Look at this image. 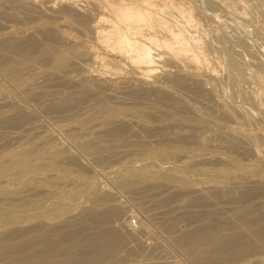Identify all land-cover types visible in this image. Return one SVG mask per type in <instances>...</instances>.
I'll return each instance as SVG.
<instances>
[{
  "label": "rangeland",
  "instance_id": "obj_1",
  "mask_svg": "<svg viewBox=\"0 0 264 264\" xmlns=\"http://www.w3.org/2000/svg\"><path fill=\"white\" fill-rule=\"evenodd\" d=\"M148 3H150V5ZM32 4H34V5L32 6ZM49 4L52 5V7H51L52 11H50L51 13L49 11H47V8H45V6H47V7L50 6ZM114 6L117 9H114ZM117 6H120V7H117ZM126 6L127 7L130 6V8H132L134 10L135 9H141L142 10V8L144 7L142 11H145V12L146 11L147 12H154L153 8H156L154 10L155 11L157 10L158 12L160 11V14H162L163 17L165 16L164 18L166 19L167 22H166L165 26L160 25V24L158 25V22L153 21L155 19L153 17H152L153 19L152 18L150 19V16H149L147 19V23L143 22L144 25H142L143 23H141V24L138 23L139 24L138 25L136 22L133 25L134 22H130V23H127L128 25H130V27H128V25H126V23H124V22L121 23L119 21V18L117 20L118 21V23H117L116 18L118 17V15H117L118 9H120V8L122 9L124 7L127 8ZM151 6H153V7H151ZM146 8L150 9L151 11H148ZM34 10H36V12ZM81 11H83V12H81ZM114 13H117V14L114 15ZM149 20H151V21H149ZM152 21H153V23H152ZM120 23H121V25H120ZM131 23H132V26H131ZM122 24H124L125 26ZM136 24H137V26L135 27ZM133 26H134V29L135 28H137V29L134 30L132 28ZM129 28H132V29H129ZM117 30L120 31L125 36H127V38L131 42L136 41L137 43H140V44H144V45L147 44L148 47L150 48L151 52L154 54V56L156 54L158 55V57L156 59H158L159 62L157 61L156 62L157 64L155 63L156 68L155 67L154 68L156 70L154 71V74H150V75L148 74L149 76H147V74L145 75V72H142L144 70L143 65L136 66L132 62L130 64L129 61L123 60V56H121L120 52L118 50L116 51V49H114L115 42L113 44V41H111L115 37V35H116L115 32ZM136 30H137V32H136ZM180 32H181V34H180ZM109 33H110V35H108ZM138 33H139V35H138ZM178 33H179V35H181V36H179L180 39L176 37L178 35ZM105 34H107L108 36H106ZM172 34H174V35L172 36ZM184 34H185V36H184ZM58 35H59V38L63 37V36H64V38L68 37L67 39L69 40V42H71V43L73 42L72 43L73 45L75 44L74 47H73V45H71L68 42H67L68 46H66L67 43L60 41V39L57 37ZM30 37H31V39H30ZM108 37H110V38L113 37V38L110 39ZM154 37L156 40L152 39ZM174 37H175V39H174ZM8 38H10V40ZM102 38H104V39H102ZM105 38H106V40L108 38L109 42H108V40L105 42ZM150 38L152 40L151 42H149ZM183 38L185 40H188V42L190 41L192 44H197L199 46L200 51L202 52V56L204 55V58L202 61L199 59L200 60L199 62H202V63L197 62L198 63L197 66H196V63L194 66L191 63L192 64V66H191V64L188 62L187 59H185V57L183 55H177L178 56L177 57V56H175V54H173V52L170 50V48H175L178 44L180 45L182 43V40H184ZM4 39H6V40H4ZM177 39H179V40H177ZM1 40H2V42L3 41L7 42L9 40L8 41L9 43L3 44L1 42ZM23 40H25V41H23ZM113 40H115V38ZM147 41L149 42V44ZM0 42L3 44V46H2V44L0 43V46L2 48V49L0 48V52H1L0 53L1 54L0 59L3 57L1 62H3L6 59L5 62H7V63L9 62L10 67L13 66V67L19 68L21 70L24 68L25 70L24 69L22 70V74L24 72L25 75L23 74L20 77L18 76L17 78L19 80L20 78L24 77V78H22V81L24 82V80H25L26 83L31 82L32 85L37 84V82L39 83L40 80L42 81V78L46 75V73L49 75L50 72H52V69H51L52 62L54 61V59L57 58V55H55V54H60V53H62V51L64 52L66 49H69L75 53L85 52L84 50L90 51L92 53L91 56H93L91 61L88 59H85L84 57H82V58L78 57L76 59L74 58L73 60H75L76 62L74 63V61H72L71 63H73V65L71 63H70L71 65H69V66H71V69H69L70 67L67 66L66 71H67L68 75L70 76L72 82L67 83L64 81L63 82L62 81H56L59 83L62 82V83H60L61 87H60L59 83L57 84L59 86L58 87L56 85L50 84V83L56 84L55 81H53V82L49 81V83H48V81L45 80L47 82L46 85H47V89H48V90L43 89L44 91H47V92H45V95H46L45 99L51 100L54 97H58L56 94L62 95L64 93V91H66L64 94L67 93L69 95V99L72 100V101L68 100L70 103L72 102V104H70V105L67 104V107L70 106V109H69V107L68 108L66 107L65 109H64V107H62L63 108V111H62V108H58V109L54 108L57 111L60 109L61 112L59 111V113L58 112L56 113L55 110L49 109L51 111V112H49V114H51V115L53 114L52 116L47 114L49 111L48 109L46 110V108L44 109V108L39 106L40 105L39 103H41V100L39 102V99L31 100L30 98H27L26 95L24 96L23 93L18 91L17 85H14L15 83H12L13 80H8L9 78L2 76L0 73V93L2 95H4L5 98H7V100H10L9 101L10 103L12 102V104H14V102H15L16 103V104H14L15 106L19 105L18 106L19 108H22V110L29 112V115L31 114L30 115L31 117L35 116L33 118V120L31 117H30V119H27L26 120L27 123L25 122V124L27 126L31 125L30 127H34V125L39 127L38 129H36L37 133H40L42 131L44 134L50 135V136L54 137L55 139L57 138L58 140L54 139L55 142L58 145H60L62 148H64L65 150L67 149V153L69 151L70 154L72 153V156L75 154L76 157L73 156V158H74V160H77V162H78V163L76 162V164H75V162L72 161L75 164L74 167H73V163L71 161L64 160L63 162H61V164L59 163V167H60V165L64 164L63 165L64 168H62V170L64 169L65 172H66V170H68L67 175H66V173L63 174L66 177L65 179L68 182V183H65L67 185L63 184V186L62 185H56L55 187H57V188L53 187L56 189L57 192H59V194L57 196H56V194H57L56 193L52 197L53 199L52 198L49 199L46 196H41V195L35 197V199L38 198V200L42 201V202L41 203L39 202L40 204L38 203L37 204L38 206L37 205L34 206V204L31 205V206H34L33 211L31 213L35 212V213H40L42 215H47V214L48 215H54V214H58L59 212H68L71 210L70 213L77 215L81 212V209L83 208V206L86 207V206H90L92 204H95L98 207V204H99L100 208H102L103 206H101L100 204H102L103 202L102 203H101V201L98 203H94V202H96L99 199V197H100L99 195H101V192H104V191L107 192V190H108L109 193L114 194L113 198H112V196L109 198V199H113V202L111 201L112 203L118 202L117 204H120V205L123 204L125 209L127 207L128 210L127 209L126 210L129 212V214L130 213L133 214V216H131L130 219L129 218L127 219L128 221L125 220L126 223H128V225H129L128 228L129 227L131 228V230H130V231H132L131 237L127 236L119 228V222L124 220V217L123 218L119 217L117 219L116 218L118 216L117 214H114L111 212H106L107 214L110 213L111 215L110 214L107 215L106 213H104L105 215L102 214L104 216V218H106L104 221L105 223L103 225V226L106 225L105 228L100 225L102 223H99V222H103V220H104L103 216L100 214H98L100 216H98L96 214L92 215V217L93 218L95 217V219L97 216H98L97 217L98 220L102 219L101 221H97V219H96V221L99 224H97L95 219H93L91 216L84 215V216H82V219H81L82 221H85L86 219H87L86 220L87 222L90 220H94L93 223H92V221H90L88 223L85 221L83 224L81 222V220L80 221L78 220V222L76 221L77 226L75 223H74L75 225L72 224V225L67 226V227H69V230H67V228L65 230L64 227H63L64 230H62L63 225L60 226V228H61L60 230H59V227L54 228L53 230L52 229H50V230L49 229L35 230V229L31 228L32 224L28 223L26 228H28L29 230L21 231L20 235L15 240H13L11 244L25 245L26 243L30 242L32 238H35L36 236H40V235L44 234V240H45V236L49 235V236H47L48 238L46 237L47 239L45 240V242L43 244L45 246L44 248H46L47 245L55 244V247H54L55 249L53 248L54 245L52 247L51 246L47 247L48 249L52 248L53 250L45 249L46 251L48 250L47 253L49 255L50 254H52V255H50V256L48 255L47 257H45L46 256L45 254H47L45 252L43 254V256L42 255L40 256L41 261L44 260L43 261L44 264L46 262H47V264H53V262H56L58 259H59L57 261L58 263H60L59 262L60 260L65 261V259H66V261H68L67 262L68 264H71L72 262H73L72 264H74V263L75 264H102V263L103 264H109L108 262H110L111 264H117V263L118 264H130V263L131 264H138V263L144 264V262H146L145 264H147V262L149 264H159L161 262L160 264H162V263H165L167 261V259H168L167 262H169L168 264H201V263H203V264H215L216 263L217 264L216 260H218V264H220L221 262H222V264H264V243L253 241V239H250L248 244L245 247H242L243 249L241 248V250L239 251V255L237 257L235 256V257H233V259L228 261L227 258L228 259H230V258L225 256L224 259L226 258L225 261L227 260L225 262L223 257L221 256L224 263L220 257H218V258H220L221 260L218 258L216 260L215 259L213 260L214 257L211 259V256H210V258H208V259H211V260H208L206 258L208 256L198 255L201 251L203 252L205 247H208V248H206L208 250L212 249L210 247L215 245L214 244L215 240L213 241L214 243L211 244L212 243L211 238L213 239L215 235H217V238H218V236H221L225 233H228V232L230 233L233 231L242 230L243 226L241 223L246 222L247 219H252V222H255V223H253V226L257 225L256 226L257 228L262 227V225H264V216H263L264 197L263 198H262V196H260V198L256 197V199L257 198L258 199L257 200L252 199L253 201H250L251 203L249 201L247 203V201H245L244 199H240L239 197H237L236 202L235 201L232 202V200H230V202H229V200L226 199L225 200L226 203H225L224 200L221 199L222 200L221 201L219 199L220 197L218 196V194H214L213 193L214 191H212V193H209V192L207 193L210 195L207 196V194H206V196L208 198V199H206L207 201H205V199H204L206 197H202L204 200L199 198V199L205 201V202H203V201H200L195 194L191 195V192L187 191L185 189L188 186L190 188H194L193 186L195 184H196L195 188L204 187V186L205 187H209V186L210 187H216V185H218L219 183H220L219 185L222 184L223 186L225 185V186L231 187L232 184L243 185V184H245V182H247L250 179H263L264 180V0H0ZM14 42H16V43L19 42V43H17V46L19 45L20 49L22 48L23 51L28 53V54H26V57L24 56L25 52L22 53L23 52L22 49H21V51H22L21 52L20 50H18L19 48L15 49L16 51L13 50L14 52L11 53V50H12L11 48L17 47V46H14V44L16 45V43H14ZM20 42H22V44L23 43L25 44V42H26V45L28 47L25 46L24 44L23 45L25 46V48L21 47L23 45H20L21 44ZM161 42H163V43H161ZM166 42L168 44H166ZM63 43L64 44L66 43L65 46ZM77 43H79V44H77ZM110 43H112L114 47ZM152 43H153V45H150ZM9 44L12 45V47H10ZM162 44L163 45L166 44V45H164L165 47ZM174 44H175V46H174ZM167 45H169V46H167ZM5 46H8V48H6ZM9 47H10V49H9ZM166 47H169V48H166ZM47 48H48V50H50V48H51V50L48 53L45 52L47 50ZM57 50H59V51H57ZM40 51H43V52H40ZM169 51H171L172 53ZM16 52H18V53L16 54ZM44 52L46 53V55H44ZM56 52H58V53H56ZM50 53H53V54L48 55ZM194 53H196V52H194ZM5 54H6V57H8V58H5ZM133 55L134 54H132V56ZM180 56H181V59H179ZM30 57L35 58V60H33V61L29 60L28 58H30ZM11 58H13V59H11ZM36 58H38V60ZM8 59H11V61ZM12 60L14 62L17 61L16 63H18L20 61L19 64L22 62L23 65H19L21 67L15 66V64ZM204 61H206V62L204 63ZM75 66L77 68H75ZM72 67L74 68V70ZM68 70L69 71L71 70L70 72H72V73H70ZM43 72L45 75L43 74ZM137 72H139V73H137ZM48 75L45 76L44 78L51 77ZM41 76H42V78H40ZM143 78H145V79H143ZM194 78H196V79H194ZM48 79L50 80V78H48ZM214 79H216L217 81ZM157 80H158V82H157ZM19 81H21V79ZM197 81L199 83H197ZM66 84H68V85L70 84L72 88H70V86H68ZM64 85H66L67 87L66 86L64 87ZM135 86H136V90H135ZM153 87L154 88L155 87L161 88V89H159L160 92H152V91L148 90V89L153 88ZM43 88H46V86L44 85ZM68 88H69V90H68ZM146 88H148V89H146ZM86 89H87V92L85 91ZM127 89H129L128 92H127ZM130 89H132V90H130ZM143 89L145 91H148V93H146ZM137 90H139V91L143 90V91H140L141 92L140 93ZM75 91H77V92H75ZM131 91H134L135 93L134 92L130 93ZM163 91L167 94L162 95L161 93H163ZM53 93L54 94L56 93V94L54 95ZM74 93H75V95H74ZM76 93L77 94L79 93V94L77 95ZM126 93H128V94H126ZM157 93H160L162 95V97H160V95L158 96ZM125 94H126V96H124ZM138 94H139V96H138ZM141 94L145 95V96H142ZM73 95H74L75 99L79 100L78 103H77V100L71 99V98H74V97H72ZM83 95H85V96H83ZM49 96H51V98H48ZM78 96H79V99H78ZM107 96H109V97H107ZM121 96H123V97H121ZM164 96H165V98L167 97L166 100H165ZM120 97L122 98V100ZM158 98H160V99H158ZM161 98H163V99H161ZM170 98H171V101L173 103L170 101ZM27 99H28V101H27ZM29 99L31 101H29ZM123 99H125V101ZM73 100H74V102L76 101L75 102V104L77 103L76 105L75 104L73 105V103H74ZM83 100H85V101L83 102ZM157 100H158V102H157ZM122 101L124 104L122 103ZM164 101H166V102H164ZM177 104H179L180 106ZM182 104H183V106H182ZM38 106L40 107V109H38L39 108ZM72 106H74V107H72ZM112 106H113V108H112ZM122 106L123 107L126 106L125 107L126 109H130V107H131V109H134L136 107H138V108L144 107V109L145 108L147 109L149 107V109H152V108L155 109L154 107H156V110L158 108L162 109V110L158 109V110L162 111V112L159 111L158 115L161 116L163 113L164 114L161 117L160 116L154 117V118H158V119H154L153 117H149V118H146L144 120V121H146V124L151 125V127L154 128L153 132H152L153 129H151V131L150 130L147 131V129H142V130L140 129L139 130V128H136L135 126H129V127L127 126V128H125L126 127L125 126L121 129L122 132L119 131V132L123 133L124 129H125L126 131H125V133H123V135L119 134V136H118V133H119L118 132V133H112V134H115V136L113 135L114 137L111 136L113 138H111L109 136L112 134L107 135L109 137H106V136H103V138H102V136L99 137V141H101V138H102V142H105L104 145L110 144L109 146L106 145V147L113 149V151L115 150L116 153H115V151H114V153L118 155V157H119L118 159H117V156L114 155L113 151L111 152V149L107 150L108 148H106V151L104 150L102 152L98 150L101 153L96 152L95 153L96 157L93 156L94 153L93 154L91 152H90L91 154L88 152L85 153V152L81 151L78 147L76 148L77 145H75V142L74 141L72 142V140H69L71 138L66 137L64 135V133L61 132L62 131L61 126H63V124H66L64 126H67L70 124L73 125L72 123L76 122L75 119H77L78 116L81 117V119H82V117L86 116L87 113L88 114L91 113L92 109H93V112H95V109L97 110L98 107L100 108L99 111H101V112L103 110L102 108H104V107H105V109L103 111L116 110L114 112H118L120 107L122 108V110H126ZM116 108H119V109H116ZM138 108H136V109H138ZM11 109H12L11 105H10V108L2 107V109L0 108V113H3V112L6 113L7 112L9 114L12 111ZM34 109L37 112L41 111V109H42V111L37 113ZM67 109H68V111H64ZM84 109L85 110L87 109V111H85ZM90 109H91V111H90ZM71 110H72V112H71ZM34 111H35V113H34ZM43 111L46 112V114H44ZM53 111H55V112H53ZM119 111H121V109ZM82 112L84 115H82ZM223 112L227 113L228 116L232 117V118L230 119L227 116V114L224 113L226 115V117H228L226 119V117H224L225 115L223 114ZM40 113H42V114H40ZM80 113L82 116L80 115ZM32 114H34V115H32ZM57 114H58V117H57ZM47 116H48V118H47ZM55 117H56V119H55ZM73 117L74 118L76 117V118L74 119ZM167 117H169V118H167ZM61 119H63V120H61ZM65 119H66V121H65ZM147 119H148V122H147ZM73 120H75V121L73 122ZM168 120H170V121H168ZM56 121H57V123H56ZM68 121H72V123L69 122L70 124H68ZM77 121H79V120H77ZM155 121H156V123H155ZM165 121L168 122L169 124L166 123ZM220 121H222V122H220ZM216 122H217V124H216ZM1 126H0V135L2 133V136H0L1 137L0 139L3 138V140H0V141H2V142H0L1 143L0 144V150H1L0 156L11 151L10 149H14V148H12L13 146L16 147L17 141L13 143V141H14L13 136H15L14 134L23 135L22 134L23 131L19 128L13 127L14 128L13 129L9 125H2V124H1ZM5 126H7V127H5ZM43 126H44V128H42ZM59 126L61 127V129H59L60 128ZM160 126L163 127V129ZM8 127H9V130H8ZM56 127H58V128H56ZM157 127H158V129H157ZM233 127L236 128V130L239 133L244 132L243 134L249 133V134H252L253 136H256L255 137V139H256L255 143H253L251 145H253L254 147L257 146V148L258 147L260 148L261 151H260L259 155L252 153V155L254 154V157H252L253 158L252 159L251 158L252 155H250V154L249 155L248 154L246 155L245 153L242 154L241 151L240 152H237V151L233 152L231 149L227 148V145H226L227 143H225L226 140L223 137H221L220 134L224 130L233 129ZM2 128L3 129L5 128V129L3 130ZM155 128L157 129V131L155 130ZM44 129H46V130H44ZM136 129H138V130H136ZM209 130H211V131H209ZM127 131H128V133H127ZM155 131H156V133H155ZM5 132L8 134L3 136V134H5ZM50 133H52V134H50ZM10 134H13V135H10ZM24 135H25V133H24ZM41 135H39V137H41ZM219 135H220V137H219ZM8 137H10L11 139ZM4 138H5V140H4ZM7 138L9 139L10 142H7V144H6L5 141L6 140L8 141ZM36 138H38V134L36 135ZM80 139H81V142H82V139L85 140V138H82V137ZM105 139H108V140L104 141ZM11 140H12V142H11ZM3 141L5 142V144ZM21 141H19V142H21ZM108 141H110V142H108ZM124 141L126 143H123ZM222 141H224V143ZM256 141L258 142V145H257ZM113 143H114V145H113ZM127 143H128V145H127ZM217 143H218V145H217ZM122 144L124 145L123 148H121L123 146ZM253 146H252V148H253ZM112 147H114V148H112ZM118 147H120L123 150V152ZM75 148L79 149V150L77 151ZM79 151L82 153H78ZM119 151H121L123 153V155ZM124 151H127V153L129 155L126 154ZM83 153L87 154L88 156L83 154ZM112 153H113L114 157L116 156V158L113 157ZM237 153H239V154H237ZM89 154H90V157H89ZM97 154L102 155V156H99V158H98L99 160L101 158L102 162L97 160V159L96 160L98 162L96 160L93 161L95 158H97ZM218 154H221V155H219L220 157L218 156ZM240 154H241V157H240ZM119 155H122V157ZM223 155H226V156H223ZM230 155L234 159L231 158ZM108 156L109 157L112 156V157L109 159ZM201 156H204V157H201ZM208 156H211V157H209L210 158L209 162H207ZM255 156H256V158H255ZM103 157L105 159L108 158V160H102V159H104ZM225 157L231 159V161L233 162V165H232V163H230L231 165L229 164L231 167H233L232 170L235 167L234 163L236 165L239 162H242L240 164H245L247 162L248 164H252V166L255 165L253 167V173H252L251 177H250V175L249 176L242 175L241 170L235 171V169H234L232 171L230 169L231 167L227 163H224V162L219 161L217 159V158L224 159ZM214 158H215V160H214ZM198 159L200 160V162ZM159 160L161 162H159ZM188 160H191V161H188ZM213 160L218 165H216V164L212 165L214 162ZM216 160H218L219 163ZM240 160H243L244 162L240 161ZM204 161H206V162L204 163ZM64 162L67 163V166H65L66 163H64ZM100 162H101V164H100ZM220 162H222L223 165ZM70 163L72 164L71 165L72 167L70 166ZM96 163H98V164H96ZM77 165L78 166L80 165L82 167H80V166L78 167ZM83 165H85V166H83ZM97 166L98 167L100 166V167L98 168ZM83 167H85V168H83ZM228 167L231 171L228 170ZM130 169L136 170V172L142 173L145 176H147L148 179L151 181L150 183L153 185H156L155 182L158 181L157 185L153 186V185L147 183L149 185V187H148V185L145 183V181H146L145 180V181H142V182H144V184L142 182H140V185L137 184V185L131 186V188L126 187V188L120 189L119 187H117L114 184L115 183L114 181H115L117 176L121 177L123 175H126V172L129 171ZM60 170H61V168H60ZM119 170H121V171H119ZM219 170H222V171H219ZM38 172L39 171H34L32 173V176L37 174ZM41 172H43V174H49V175L51 174L52 175L55 171L52 172V171L45 169V170H42ZM115 173H116V175H115ZM224 173H226V174H224ZM230 173H233L234 175L233 174L231 175ZM58 174L60 176V174H62V173L58 172ZM160 175H163V176L164 175H174L175 177H179L180 179H182V181H187L188 185L186 187H183L184 189L182 188L183 189L182 191L177 187L178 184H176V183L175 184L172 183V184H174V186H176L177 189H175L176 187L173 188L174 186L171 183L169 184V183L164 182L163 183L164 185H162L161 180H159L157 178ZM16 176H17V178H19V179H17L18 181L23 182L25 179L24 173L23 174L22 173L16 174ZM114 176H115V178H114ZM20 177H21V180H20ZM51 178H52V176H51ZM47 179H49V178H47ZM148 179L146 182H149ZM151 179H153L154 182ZM155 180H157V181H155ZM216 180H217V182H216ZM174 182H176V181H174ZM208 182L211 185L208 186V184H209ZM213 182L216 183V185ZM82 183L84 185L78 186ZM165 183L169 186V188L167 185H166L167 187L165 186ZM191 183L192 184L195 183V184H193V186H192ZM76 184H78V185H76ZM141 184H143L144 187L146 186L145 188H150L152 186L150 189L152 191H155L154 189H156V190L158 189V191H156V193L158 192L157 195H156V193L154 194V192L152 193V191H150L149 189H145L143 187V185H142V187H143L142 189H144V190L138 191V192H140V194L138 192H136L138 188L140 190ZM212 184H213V186H212ZM38 185L39 184H37V183L35 184V186H38ZM47 185H48V182H46V184L45 183L43 184V186H47ZM69 185H72V186H69ZM161 186H163V187L159 188ZM164 186H165V188H164ZM73 187L76 188V192L79 193V194L76 193L78 196L76 194L72 195L67 191V189L68 190L74 189ZM77 187H80L82 189L77 188ZM135 187L136 188L138 187V188L136 189ZM190 188L188 190H190ZM78 189H80V190H78ZM130 189L131 190L133 189L132 193H134L135 195H132L131 191H128ZM134 189H136V191H135L136 193L134 192ZM159 189H161V194H159L160 193ZM178 189L180 192L177 191ZM63 190H66V191L63 192ZM83 190H85V191L83 192ZM148 190L150 191V193L153 194L154 199L157 202H159V206L156 205L158 203L154 199L150 200L153 196H152V194L150 195V193L146 192ZM237 190L238 189H236V190L233 189L234 192L232 191L233 193L232 192L231 193L233 195L236 194L237 196H239L238 195L239 193H236V192H239ZM108 192H107V194H108ZM186 192H187V194L189 193L191 195V198L189 197L190 196L189 194H188L189 196H187ZM66 193H68V194H66ZM162 193H163V196H162ZM173 193H174V195L172 196ZM136 194H138L137 197L140 195L139 198H137L138 201H136V199H134L136 197ZM141 194H145V196H143L145 199H147L146 197H148L150 195V199L148 198L147 202L145 199L142 200L141 198H143V197ZM92 195L93 196L97 195L96 199L97 198L98 199L97 200L94 199V197ZM193 195H195V197ZM236 195H235V197H236ZM59 196H60V198H59ZM108 196H110V194ZM200 196H202V195H200ZM212 196L213 197L217 196L219 198H217V197L212 198ZM41 197H44V199L43 198L41 199ZM54 197L56 198V200ZM114 197L116 198L115 201H114V199H115ZM156 197H158V198H156ZM163 197H165V198H163ZM166 197H168V198H166ZM192 197L194 199L197 198L201 203L199 202L196 204V202H198V201L193 200ZM190 199H192L193 202H195L194 203L195 205L193 204V202H191L192 200L190 201ZM238 199H240V200L238 201ZM57 200H59V201H57ZM91 200H92V202L93 201L94 202L93 203L90 202ZM149 200L152 202L154 201L152 203V205L154 204V206L161 207L162 209L153 206L154 211H152L151 214H153V215H151L150 209H152L153 207H151L152 205L151 206L149 205L151 203ZM160 200L161 201L163 200L162 202H165V201H167V202L162 203V202H160ZM148 201L150 203H148ZM54 202H56V203H54ZM155 202H156V204H155ZM139 205H141V206H139ZM143 205H145V207ZM149 206H150V208H149ZM187 206H189V207H187ZM262 206H263V208H262ZM183 207H184V209H183ZM186 207H187V209H185ZM156 208L160 209L162 212H164V210H166V213L165 212L162 213L160 210H159V212L156 211V213L158 212V217H157V215L155 216V214H154ZM67 209H68V211H67ZM145 209H147V210L149 209L148 210L149 213L147 212V210L145 211ZM254 210H257L261 214L257 213V211H254ZM247 211L249 212L248 214H247ZM146 212L148 215L146 214ZM160 212L163 215L169 214L167 216L168 219L170 218L168 221L173 220L171 224L172 225L174 224V226L169 224V222L167 221V217H166V219L163 220V218H165V216H162L163 217L162 218L161 214H159ZM171 212H172V214H171ZM178 212H179V214H178ZM192 212H195V213H192ZM244 212H246V213H244ZM180 213H182V214H180ZM183 213L185 215H183ZM238 214H239V216H238ZM245 214H247L248 218L247 217L244 218L246 216ZM20 215H22V216H20ZM114 215H116V216H114ZM178 215H180V216L177 217ZM182 215L185 217V219H184V217H182ZM257 215H258V217H257ZM260 215H262V218L259 217ZM15 216H17V217L15 218ZM111 216H113L114 218L112 217V219H111ZM84 217H87V218H84ZM107 217L108 218L110 217V218L108 219ZM133 217H135V218H133ZM173 217H175L177 220ZM9 218L0 219V221L3 220L2 222H0V226L8 227L16 221L28 222V220H30V216H28L26 213H21V214L18 213V214L13 215L12 218H11V216ZM21 218H23V219H21ZM59 218L61 220V217H59ZM59 218L57 217L55 219V222L59 221V223L63 224L66 218L62 219L61 221L59 220ZM90 218H92V219H90ZM153 218L155 220H156V218H158V219L155 221ZM88 219H90V220H88ZM174 219H175V221H174ZM107 220H109L108 221L109 223L106 222ZM240 220H243V221L241 222ZM255 220H257V221H255ZM6 221L10 222V223H8L9 225L6 223ZM132 221H134V224H131ZM3 222L6 223V225H4ZM51 222H52V224H55L54 220ZM94 222H96V223H94ZM159 222H161L163 225H165L166 228L168 226L169 229L167 228V230H166V228H164L163 225H161V223H159ZM164 222L165 223L167 222L168 225H166L167 223L164 224ZM249 222H251V221L249 220ZM78 224L80 226H78ZM81 226L83 229L81 228ZM99 226H101V227H99ZM70 227H71V229H70ZM79 228L82 230L80 231ZM108 228H112L113 230L109 229V230H107V232L111 231V232H115V233L117 231V228H119L120 230L118 229L119 231H117L118 233H116V235L117 234L119 235L121 233L119 236H121V235L124 236V238L121 236L122 238H120V239L123 240V241H121L119 239V236L117 235L118 239L121 241V242L119 241L120 243L119 244L117 243L118 245H116L118 248L120 247L119 250H118V248L117 249L115 248L116 250L115 249L110 250L108 245L105 244L106 245L105 246L104 244L102 245V243L100 244V246L98 244V247H94V243L96 244L97 241L94 242L91 239H93L94 237L96 238V234L99 231H100L99 232L100 234L99 233L98 234L101 235L105 232L104 230H106ZM139 228H140V230H143L145 232V234L144 233H142L143 235L140 234L141 231H140V233H138ZM172 228L177 229V230H174V229L172 230ZM193 228H195V229H193ZM75 229L77 232L75 231ZM102 229H103V231H102ZM189 230L192 232L195 231V234H198V232H199V234H201V233L202 234H204V233L209 234V236H211L210 240H209L211 246L208 243L207 246H204V248L203 247L200 248V250L202 249L200 251V250H198L200 246L197 247L198 245H194V243H192V242H189V244L187 243V245H184L183 248H182V246H180L176 242H174V240H175L174 238H176L175 236H179V235L182 236L185 231L190 232ZM179 231H181V232H179ZM69 232L70 233L74 232L75 236H73L74 234L71 235ZM115 233H114V235H115ZM45 234H47V235H45ZM124 234L126 235V237ZM184 234H186V233H184ZM128 238H129V240H128ZM79 239L81 242L79 241ZM134 239H135V241H132ZM215 239H216V237H215ZM85 243H86V245H89V246H91V243H92V246L94 248H96V250L100 251L98 253H100L99 258H101V259L103 257L109 256L108 255L109 250L112 251V253H113L112 254L110 252L109 254H112V255L119 254V255H116L117 257L110 255L109 257H107L109 259L104 258L105 263H104L103 259H102L103 262H101V259H99L98 263L97 262H95V263H84L82 260L85 258L83 256L85 253L84 252L85 249L82 247H84L83 245H85ZM126 243H127V245L125 247L124 244H126ZM145 243H146V246H145ZM57 244H58V246L59 245L60 246L58 247ZM139 244H144V245L141 246ZM157 244L160 245V246H158V249H157ZM63 246H64V249H63ZM69 246L72 248H67ZM95 246H97V245H95ZM101 246L103 248H101ZM151 246H153V247H151ZM121 247L124 249H122ZM139 247H140V249H139ZM195 247H197V248H195ZM66 248H67V250L64 251V253L66 252L67 255H66V253L63 255L62 254L63 250H65ZM97 248H99V249H97ZM150 248L151 249L155 248V250L157 249L158 250L157 253L158 252L159 253L158 254L154 253L155 250L151 251ZM81 249L84 251L82 252ZM87 249L88 248H86V250ZM105 249H106V252H105ZM107 249H109V250H107ZM191 249L192 250L194 249L193 250L194 253L192 252ZM195 249L197 250V252H195ZM38 250H39V247H37L35 245H32L31 247H25L19 253L20 258H23L32 252H37ZM117 250L119 252H115L116 253L115 254L113 251H117ZM49 251L51 253H49ZM67 251H69L71 254L68 253ZM80 252L83 254H80ZM124 252H125V254H124ZM127 252H128V254H127ZM189 252L190 253L192 252L193 255L191 254L192 255L191 256ZM202 252H201V254H202ZM104 253H106L107 256H104ZM148 253H151L150 258L148 256ZM195 253H198V254H195ZM73 254H74V256H71ZM86 254L87 253H85V256H87ZM159 254H160V256H159ZM81 255L83 257H80ZM125 255H126V257H124ZM196 255H198V256H196ZM70 256H71L70 259H73L75 257L73 260H77V259L78 260L80 259V260L79 261L77 260L75 262V261L69 259ZM195 256L198 257V259L200 257V260L194 259ZM201 256H203V260H204V258L207 259V260L206 259L204 260V262L206 261L205 263L202 262ZM153 257L154 258L157 257L156 261L154 260ZM81 258H82V260H81ZM119 258L121 260L120 263H119V261H120ZM125 259H126V261H125ZM130 260H132V262ZM213 261L214 262L216 261V262L213 263ZM50 262H52V263H50Z\"/></svg>",
  "mask_w": 264,
  "mask_h": 264
},
{
  "label": "bare ground",
  "instance_id": "obj_2",
  "mask_svg": "<svg viewBox=\"0 0 264 264\" xmlns=\"http://www.w3.org/2000/svg\"><path fill=\"white\" fill-rule=\"evenodd\" d=\"M30 3V2H29ZM107 3V2H106ZM24 4V3H23ZM43 4V3H42ZM48 4V3H47ZM139 4V3H138ZM149 5H150V3H148ZM30 5V4H29ZM34 4H32V6H33ZM50 5V4H49ZM43 6V5H42ZM54 6V5H53ZM80 6V5H79ZM136 6V5H135ZM140 6V5H139ZM29 7V6H28ZM27 7V8H28ZM35 7V6H34ZM37 7V6H36ZM52 5H50V6H45V8H47V11H52ZM71 7V6H70ZM69 7V8H70ZM74 7V6H73ZM110 7V6H109ZM113 7V6H112ZM117 7H120V6H117ZM127 7V6H126ZM141 7V6H140ZM151 7H153V6H151ZM33 8V7H32ZM144 8V7H143ZM143 8H142V10H143ZM44 9V8H43ZM114 9H117V8H115V6H114ZM147 9V8H146ZM152 9V8H151ZM154 9H156V8H153V11L154 12H145V11H142L141 9H132V8H130V6L129 7H127V8H120V9H118V14L117 13H114V15H118V17L116 18V21L118 20V18H119V21L121 22V23H126V25H128L127 23H130V22H134L133 23V25L135 24V22L138 24H141V23H143V22H145V23H147V19H148V17L150 16V19L153 17L155 20H153V21H157L158 22V25L160 24V25H164L165 26V24H166V19L162 16V14H160V11L158 12L157 10V12L154 10ZM180 9V8H179ZM71 10V9H70ZM76 10V9H75ZM145 10V9H144ZM148 11H151L150 9H147ZM35 12H36V10H34ZM39 11V10H38ZM48 12V13H49ZM55 12V11H54ZM53 12V13H54ZM71 12V11H70ZM81 12H83V11H81ZM116 12V11H115ZM45 13V12H44ZM51 13V12H50ZM90 14V13H89ZM47 15V14H46ZM83 17V16H82ZM87 18V17H86ZM152 18V19H153ZM101 19V18H100ZM99 19V20H100ZM98 20V19H97ZM102 20V19H101ZM149 21H151V20H149ZM153 21H152V23H153ZM114 23V22H113ZM117 23H118V21H117ZM121 23H120V25H121ZM156 23V22H155ZM112 24V23H111ZM137 24L135 25V27L137 26ZM138 24V25H139ZM122 25H124V24H122ZM142 25H144V23L142 24ZM125 26V25H124ZM131 26H132V23H131ZM94 27V26H93ZM115 27V26H114ZM128 27H130V25H128ZM162 27V26H161ZM118 28V27H117ZM133 29H134V26L132 27ZM132 28H129V29H132ZM135 29H137V28H135ZM134 29V30H135ZM182 30V29H181ZM139 31V30H138ZM183 31V30H182ZM83 32V31H82ZM108 32V31H107ZM110 32V31H109ZM136 32H137V30H136ZM90 33V32H89ZM95 33V32H94ZM106 33V32H105ZM116 33V35H115V40H113L114 38L113 37H111V38H113L111 41H113V44H114V42H115V47L113 46V44L112 43H110V44H112V46L114 47V49H116V51L118 50L119 52H120V54H121V56H123V60L124 61H129L130 62V64H131V62L132 63H134L136 66H138V65H143L144 66V70L142 71V72H145V75L147 74V76H149L150 74H154V71L156 70L155 68V63L158 61V59H156L157 57H158V55L156 56H154V54L151 52V50H150V48L148 47V45L147 44H140V43H137L136 41L134 42H131L128 38H127V36H125L124 34H122L120 31H116L115 32ZM114 33V34H115ZM140 33V32H139ZM139 33H138V35H139ZM102 34V33H101ZM135 34V33H134ZM143 34V33H142ZM180 34H181V32H180ZM183 34V33H182ZM106 36H108V35H110V33L107 35V34H105ZM104 35V36H105ZM174 34H172V36H173ZM63 36V35H62ZM113 36V35H112ZM171 36V37H172ZM179 36H181V35H179V33H178V35L176 36L177 38H179ZM183 36V35H182ZM184 36H185V34H184ZM58 38H59V35L57 36ZM56 37V38H57ZM68 38V37H67ZM67 38H64V36L63 37H60L59 39H60V41H62V42H68V43H70L71 45H73L71 42H69V40L67 39ZM90 38V37H89ZM108 38H110V37H108ZM107 38V40H108V42H109V39ZM110 38V39H111ZM182 38V37H181ZM185 38V37H184ZM183 38V39H184ZM7 39V38H6ZM6 39H4V40H6ZM9 40H10V38H8ZM30 39H31V37H30ZM101 39V38H100ZM102 39H104V38H102ZM133 39V38H132ZM148 39V38H147ZM153 40L155 39V37L154 38H152ZM174 39H175V37H174ZM180 39V38H179ZM179 39H177V40H179ZM3 40V39H2ZM2 40H1V42H2ZM8 40V41H9ZM27 40V39H26ZM106 40V38H105V42L107 41ZM156 40V39H155ZM5 42V41H3L2 43L3 44H7V43H9V42ZM19 41V40H18ZM23 41H25V40H23ZM31 41V40H30ZM104 41V40H103ZM146 41V40H145ZM152 40H151V38L149 39V42H151ZM175 41V40H174ZM0 42V43H1ZM5 42V43H4ZM11 42V41H10ZM102 42V41H101ZM141 42V41H140ZM148 42V41H147ZM149 42H148V44H149ZM158 42V41H157ZM165 42V41H164ZM190 42V41H189ZM188 42V40H182V43L179 45H177L175 48H170V50L173 52V54H175V56H177V55H183L184 57H185V59H187L188 60V62L191 64H193V66L195 65V63H196V66H197V62H199L200 60L202 61L203 60V58H204V55L202 56V52L200 51V48H199V46L197 45V44H192L191 42V44ZM1 43V44H2ZM14 43H16V42H14ZM17 43H19V42H17ZM17 43H16V45L14 44V46H17ZM21 44L20 45H23L22 44V42H20ZM32 43V42H31ZM65 43V44H66ZM68 43H67V45L66 46H68ZM161 43H163V42H161ZM177 43V42H176ZM175 43V44H176ZM198 43V42H197ZM3 44H2V46H3ZM29 44V43H28ZM64 44V43H63ZM65 44H64V46H65ZM77 44H79V43H77ZM81 44V43H80ZM166 44H168L167 42H166ZM166 44H164V45H166ZM175 44H174V46H175ZM10 45V44H9ZM8 45V46H9ZM25 46H27L26 45V42H25V44H24ZM21 46V47H24L25 48V46ZM31 45V44H30ZM75 45V44H74ZM74 45H73V47H74ZM147 45V46H146ZM150 45H153V43L152 44H150ZM163 45V44H162ZM163 45V46H164ZM8 46H5L6 48H8ZM70 46V45H69ZM157 46V45H156ZM167 46H169V45H167ZM173 46V47H174ZM4 47V48H5ZM10 47H12V45H10ZM10 47H9V49H10ZM20 46L18 45L17 47H15V48H11L12 50H11V53L12 52H14V51H16L15 49H18ZM28 47V46H27ZM71 47V46H70ZM69 47V48H70ZM165 47V46H164ZM0 48H1V46H0ZM67 48V47H66ZM72 48V47H71ZM157 48V47H156ZM166 48H169V47H166ZM2 49V48H1ZM8 49V50H9ZM22 49V48H21ZM21 49L19 48L18 50H20L21 51ZM33 49V48H32ZM65 49V48H64ZM14 50V51H13ZM17 50V51H18ZM30 50V49H29ZM50 50H51V48H50ZM50 50H48V48H47V50L45 51L46 53H48ZM169 50V49H168ZM5 51V50H4ZM7 51V50H6ZM10 51V50H9ZM22 51H23V49H22ZM21 51V52H22ZM44 51V50H43ZM43 51H40V52H43ZM57 51H59V50H57ZM85 52H82V53H75V52H73L72 50H69V49H66L64 52L62 51V53H60V54H55V55H57V58L56 59H54V61L52 62V65H51V69H52V72H50V74L48 75L46 72V75L44 74V72H43V74L45 75V76H51V77H48V78H50V80L48 79V78H42V76L40 77V78H42V81L40 80V82L38 83L37 82V84H35V85H32L31 84V82H28V83H26V81L24 80V82L22 81V78H24V77H22V78H20L21 79V81H19L18 80V76L20 77L21 75H25V73L23 72V74H22V70L24 69L23 67V69L21 70V69H19V68H15V67H13V66H11L10 67V64H9V62L7 63V62H5L6 61V59L5 58H8V57H6V54H5V60L3 61V62H1V60H2V58L0 59V73H1V75L2 76H5L6 78H9L8 80H13L12 81V83H15L14 85H17V87H18V91H20L21 93H23L24 94V96L26 95V97L27 98H30L31 100H33V99H39V102H40V100H41V103H39L40 105V107H42V108H46V110L48 109H50V110H55L56 111V113L58 112L59 113V111L61 112V110L59 109L58 111L56 110V109H58V108H62V107H64V109L67 107V104H72V102L70 103L69 101H72V100H70L69 99V95L66 93V94H64L66 91H64V93L61 95L59 92V94L60 95H58V94H56L58 97H54L53 99H45V97H46V95H45V92H47V91H44L45 89L46 90H48L47 89V82L46 81H48V83H49V81H51V82H53V81H55V83L56 84H54V83H50V84H53V85H56V86H58L57 84L59 83V82H56V81H64V82H72L71 81V78H70V76L68 75V73H67V71H66V68H67V66H69V65H73V63H71L72 61H74V63L76 62L75 60H73L74 58L76 59V58H78V57H84L85 59H88V60H90L91 61V59L93 58V56H91V52L90 51H86V50H84ZM171 51H169V52H171ZM25 51H23L22 53H24ZM33 52V51H32ZM44 52V55H46V53ZM171 52V53H172ZM194 52H196V53H194ZM1 53V52H0ZM18 52H16V54H17ZM56 53H58V52H56ZM26 54H28L27 52H25V57H26ZM53 53H50V54H48V55H52ZM132 54H134L133 56H132ZM1 55V54H0ZM22 55V56H23ZM40 55V54H39ZM47 55V56H48ZM9 56V55H8ZM30 56V55H29ZM42 56V55H41ZM35 57V56H34ZM44 57V56H43ZM178 57V56H177ZM206 57V56H205ZM47 58V57H46ZM83 58V59H84ZM121 58V57H120ZM171 58V57H170ZM183 58V57H182ZM11 59H13V58H11ZM11 59H8V60H10L11 61ZM29 60H35V58H28ZM37 60H38V58H36ZM179 59H181V56H180V58ZM200 59V60H199ZM15 60V59H14ZM40 60V59H39ZM42 60V59H41ZM169 60V59H168ZM205 60V59H204ZM13 61V60H12ZM93 61V60H92ZM14 62V61H13ZM17 62V61H16ZM16 62H14V64H15V66H19V65H23L22 64V62L19 64V62L18 63H16ZM40 62V61H39ZM42 62V61H41ZM50 62V61H49ZM159 62V61H158ZM169 62V61H168ZM173 62V61H172ZM206 61H204V63H205ZM71 63V64H70ZM90 63V62H89ZM170 63V62H169ZM174 63V62H173ZM199 63H202V62H199ZM157 64V63H156ZM176 64V63H175ZM192 64H191V66H192ZM75 65V64H74ZM177 65V64H176ZM189 65V64H188ZM157 66V65H156ZM19 67H21V66H19ZM70 67V68H69ZM68 68L69 69H71V66H69ZM142 67V66H141ZM155 67V68H154ZM158 67V66H157ZM73 68V67H72ZM75 68H77L76 66H75ZM131 68V67H130ZM136 68V67H135ZM139 68V67H138ZM143 68V67H142ZM27 69V68H26ZM83 69V68H82ZM87 69V68H86ZM137 69V68H136ZM140 69V68H139ZM25 70V69H24ZM73 70H74V68H73ZM69 71V70H68ZM71 71V70H70ZM69 71V72H70ZM139 71V70H138ZM141 71V70H140ZM21 73V74H20ZM70 73H72V72H70ZM137 73H139V72H137ZM141 74V73H140ZM149 74V75H148ZM74 75V74H73ZM160 77V76H159ZM182 77V76H181ZM39 78V79H40ZM134 78V77H133ZM142 78V77H141ZM163 78V77H162ZM48 79V80H47ZM143 79H145V78H143ZM186 79V78H185ZM194 79H196V78H194ZM46 80V81H45ZM214 80H216V79H214ZM196 81V80H195ZM217 81V80H216ZM46 82V83H45ZM62 82H60V83H62ZM74 82V81H73ZM157 82H158V80H157ZM194 82V81H193ZM30 83V84H29ZM45 83V84H44ZM59 83V84H60ZM197 83H199L198 81H197ZM196 83V84H197ZM202 83V82H201ZM73 84V83H72ZM44 85L46 86V88H43L44 87ZM66 85H68V84H66ZM66 85H64V87L66 86ZM134 85V84H133ZM63 86V85H62ZM68 86H70V88H72L71 87V85L69 84ZM200 86V85H199ZM59 87V86H58ZM60 87H61V84H60ZM67 87V86H66ZM198 87V86H197ZM63 88V87H62ZM61 88V89H62ZM142 88V87H141ZM201 88V87H200ZM203 88V87H202ZM44 89V90H43ZM57 89V88H56ZM126 89V88H125ZM146 89H148V88H146ZM159 89H161V88H157V87H153V88H150V89H148L149 91H152V92H160L159 91ZM59 90V89H58ZM57 90V91H58ZM68 90H69V88H68ZM95 90V89H94ZM128 90L129 89H127V92H128ZM130 90H132V89H130ZM134 90V89H133ZM135 90H136V86H135ZM134 90V91H135ZM144 90V89H143ZM143 90H140V91H143ZM83 91V90H82ZM81 91V92H82ZM86 92H87V89L85 90ZM84 91V92H85ZM134 91H131L130 93H133ZM137 91H139V90H137ZM136 91V92H137ZM139 91V92H140ZM145 91V90H144ZM17 92V91H16ZM52 92V91H51ZM75 92H77V91H75ZM126 92V91H125ZM138 92V93H139ZM146 93H148V91H145ZM144 92V93H145ZM162 92V91H161ZM70 93V92H69ZM73 93V92H72ZM89 93V92H88ZM135 93V92H134ZM141 93V92H140ZM143 93V94H144ZM145 93V94H146ZM19 94V93H18ZM54 94V93H53ZM54 94V95H55ZM77 94V93H76ZM79 94V93H78ZM77 94V95H78ZM84 94V93H83ZM87 94V93H86ZM85 94V95H86ZM126 94H128V93H126ZM126 94L124 95V96H126ZM162 95L164 94H167V93H165L164 91H163V93H161ZM160 93H157V95L159 96L160 95V97H162V95H161ZM20 95V94H19ZM48 95V94H47ZM74 95H75V93H74ZM74 95L72 96V97H74ZM76 95V96H77ZM85 95H83V96H85ZM142 95V94H141ZM80 96V95H79ZM79 96H78V99H79ZM87 96V95H86ZM89 96V95H88ZM138 96H139V94H138ZM142 96H145V95H142ZM147 96V95H146ZM167 96V95H166ZM170 96V95H169ZM71 97V96H70ZM90 97V96H89ZM107 97H109V96H107ZM121 97H123V96H121ZM120 97V98H121ZM141 97V96H140ZM48 98H51V96H49ZM84 98V97H83ZM88 98V97H87ZM111 98V97H110ZM125 98V97H124ZM143 98V97H142ZM156 98V97H155ZM164 98H165V96H164ZM167 98V97H166ZM166 98H165V100H166ZM169 98V97H168ZM26 99V98H25ZM29 99V101H31ZM71 99H75V97L74 98H71ZM118 99V98H117ZM158 99H160V98H158ZM161 99H163V98H161ZM69 100V101H68ZM75 100H77V99H75ZM121 100H122V98H121ZM124 101H125V99H123ZM143 100V99H142ZM10 100H7V98H5V96L4 95H2L1 93H0V108L2 109V107H4V108H10V105H11V113H0V126H1V124L2 125H9L11 128H19V129H21L22 131H23V135H18V134H14L15 136H13V143L14 142H16L17 141V145H16V147L15 146H11L12 148H14V149H10L11 151H9V152H7V153H5V154H3L2 156H0V219H6V218H9L10 216H11V218H12V216L13 215H15V214H21V213H26L28 216H30V220H28V222H18V221H16V222H14V223H12V225H10V226H8V227H2V226H0V264H44V260H42L41 261V258H40V256L42 255L43 256V254L46 252H48V250H53L52 248H50V249H48L47 247L48 246H53V248L55 247V244H50V245H47L46 246V248H44L45 246L43 245L44 244V242H45V240L48 238L47 236H49V235H47V234H45V235H47V236H45V240H44V234L43 235H40V236H36L35 238H32L31 239V241L30 242H28V243H26L25 245H17V244H11L12 243V241L13 240H15L19 235H20V232L21 231H24V230H29L28 228H26L27 227V224L28 223H30V224H32V226H31V228L32 229H35V230H46V229H54V228H58L59 227V230L61 229L60 228V226H62V230H64L63 229V227L65 228V230H66V228H67V230H69V227H67V226H69V225H72V224H76L77 222H78V220L80 221L81 219H82V216H84V215H87V216H91L92 217V215L93 214H96V215H98V214H100V215H102V214H104V213H106V212H111V213H114V214H117L118 216L116 217L117 219L120 217V218H123L124 217V220H122V221H120L119 222V228L127 235V236H129V237H131V233H132V231H130L131 230V228L129 229L128 228V223H126V221H128L127 219L129 218L130 219V217L131 216H133V214L132 213H130L129 214V212L127 211L128 209H127V207H126V209H125V207H124V205L123 204H117V203H112L113 202V199H109L111 196H112V198H113V195L114 194H112V193H109L108 192V190H107V192H108V194H107V192L106 191H104V192H101V195H99L98 197H99V199L97 200L96 199V197H97V195L96 196H93L94 197V199H96L95 201L96 202H94V203H98V202H100L101 201V203L102 204H100L101 206H103L102 208H100V206H99V204H98V207H97V205H95V204H92L93 202H92V200L90 201V202H92L91 204L92 205H90V206H86V207H84L83 206V208L81 209V212L79 213V214H77V215H74L73 213H70V211H68V209H67V211L68 212H59L58 214H54V215H42V214H40V213H31L32 211H33V207L35 206V205H37L39 202L41 203L42 201H39L38 200V198L37 199H35V197H37V196H39V195H41V196H46L47 198H49V199H51L56 193V196L59 194V192H57L56 191V189L55 188H57V187H55L56 185H62L63 186V184H65V183H68L67 182V180L65 179L66 177L63 175V174H65L66 173V175H67V171L68 170H66V172L64 171V169L62 170V168H64V164L63 165H60V167H59V163L61 164V162H63L64 160H67V161H74L75 162V164H76V162H77V160H74V158H73V156H75V154L72 156V153L70 154L69 153V151H68V153H67V149L65 150L64 148H62L60 145H58L56 142H55V140L57 139H55L54 137H52V136H50V135H47V134H44L42 131V135L40 134V133H37L36 131V129H38L39 127H37V126H35L34 125V127H30V126H27L26 124H25V122H26V120L27 119H30V115H29V112H26V111H24V110H22V108H19L18 106H15L14 104H16L15 102H14V104H12V102L10 103L9 102ZM13 101V100H12ZM15 101V100H14ZM27 101H28V99H27ZM81 101V100H80ZM85 100H83V102H84ZM170 101H171V98H170ZM174 101V100H173ZM34 102V101H33ZM68 102V103H67ZM73 102H74V100H73ZM76 102V101H75ZM75 102L73 103V105L75 104ZM79 102V100H77V103ZM157 102H158V100H157ZM164 102H166V101H164ZM172 102V101H171ZM38 103V102H37ZM76 103V104H77ZM81 103V102H80ZM93 103V102H92ZM122 103H123V101H122ZM121 103V104H122ZM126 103V102H125ZM160 103V102H159ZM169 103V102H168ZM173 103V102H172ZM29 104V103H28ZM75 104V105H76ZM109 104V103H108ZM124 104V103H123ZM146 104V103H145ZM144 104V105H145ZM162 104V103H161ZM180 104V103H179ZM179 104H177V105H179ZM184 104V103H183ZM183 104H182V106H183ZM42 105V106H41ZM79 105V104H78ZM172 105V104H171ZM35 106V105H34ZM38 106V107H39ZM89 106V105H88ZM149 106V105H148ZM157 106V105H156ZM180 106V105H179ZM31 107V106H30ZM37 107V106H36ZM35 107V108H36ZM40 107L38 108V109H40ZM69 107V109H70V106H68ZM67 107V108H68ZM72 107H74V106H72ZM71 107V108H72ZM77 107V106H76ZM96 107V106H95ZM115 107V106H114ZM123 107V106H122ZM126 106H124L123 108L124 109H126L125 108ZM128 107V106H127ZM130 107V106H129ZM146 107V106H145ZM153 107V106H152ZM159 107V106H158ZM163 107V106H162ZM186 107V106H185ZM54 108H56V109H54ZM97 108V107H96ZM112 108H113V106H112ZM133 108V107H132ZM136 108H138V107H136ZM136 108H134V109H131V107H130V109H126V110H122V108L120 107V109H121V111H119L120 109L119 108H116V109H119L118 110V112H114V111H116V110H111V111H109V110H106V111H103L104 109H105V107L104 108H102L103 110H102V112L101 111H99V107H98V111L95 109V112H93V109H92V112L91 113H87V115L86 116H83L82 117V119H81V117H79L78 116V118L77 119H75L74 117V119L76 120V122L75 123H72V121H68V124H70L69 122H71L73 125H67V126H64V125H66V124H63V126H61L62 127V131L61 132H63L64 133V135L66 136V137H68V138H71V139H69V140H72V142L74 141L75 142V145H77L76 146V148L78 147L81 151H83V152H88V153H96V152H98V153H101L102 151H106V148H108V147H106V145H104V143L105 142H102V138H103V136H106V137H111V136H115V134H112V133H118L119 131H121L122 132V128L123 127H125V128H127V126L129 127V126H135L136 128H139V130L141 129H147V131L148 130H150L151 131V129H153L152 130V132L154 131V128L153 127H151V125H148V124H146V121H144L146 118H149V117H158V116H160V115H158L159 114V111L160 110H162V109H160V108H158V109H160V110H156V107H154L155 109H149V107L146 109H144V107L142 108V107H139L138 109H136ZM151 108V107H150ZM43 109V110H44ZM88 109V108H87ZM87 109L85 110V111H87ZM10 110V109H9ZM35 110V109H34ZM48 111V113L47 114H49V112H51V111ZM82 110V109H81ZM36 111V110H35ZM35 111H34V113H35ZM41 111H42V109H41ZM41 111H38V112H41ZM55 111H53V112H55ZM62 111H63V108H62ZM64 111H68V109L67 110H64ZM75 111V110H74ZM89 111V110H88ZM90 111H91V109H90ZM37 112V111H36ZM37 112V113H38ZM44 112V111H43ZM71 112H72V110H71ZM84 112V111H83ZM83 112H82V115H84L83 114ZM160 112H162V111H160ZM226 112V111H225ZM225 112H223V114L225 113ZM32 113V112H31ZM66 113V112H65ZM76 113V112H75ZM40 114H42V113H40ZM44 114H46V112H44ZM62 114V113H61ZM162 114V113H161ZM164 114V113H163ZM163 114L161 115V116H163ZM225 114H227V113H225ZM224 114V115H225ZM32 115H34V114H32ZM49 115H51V114H49ZM53 115V114H52ZM51 115V116H52ZM55 115V114H54ZM60 115V114H59ZM74 115V114H73ZM72 115V116H73ZM80 115H81V113H80ZM81 115V116H82ZM223 115V116H224ZM230 115V114H229ZM56 116V115H55ZM76 116V115H75ZM160 116V117H161ZM227 116H228V114H227ZM35 117V116H34ZM33 116L31 117L32 118V120H33V118H34ZM54 117V116H53ZM57 117H58V114H57ZM69 117V116H68ZM67 117V118H68ZM224 117H226V115L224 116ZM229 117V116H228ZM228 117H226V119L228 118ZM47 118H48V116H47ZM167 118H169V117H167ZM171 118V117H170ZM230 119L232 118V117H229ZM55 119H56V117H55ZM58 119V118H57ZM71 119V118H70ZM81 119V120H80ZM151 119V118H150ZM149 119V120H150ZM154 119H158V118H154ZM60 120V119H59ZM58 120V121H59ZM61 120H63V119H61ZM68 120V119H67ZM75 120H73V122L75 121ZM77 120H79V121H77ZM222 120V119H221ZM65 121H66V119H65ZM168 121H170V120H168ZM225 121V120H224ZM223 121V122H224ZM229 121V120H228ZM147 122H148V119H147ZM166 122V121H165ZM220 122H222V121H220ZM27 123V122H26ZM33 123V122H32ZM56 123H57V121H56ZM61 123V122H60ZM155 123H156V121H155ZM166 123H168V122H166ZM233 123V122H232ZM53 124V123H52ZM158 124V123H157ZM169 124V123H168ZM167 124V125H168ZM216 124H217V122H216ZM55 125V124H54ZM53 125V126H54ZM58 125V124H57ZM153 125V124H152ZM59 126V127H60ZM163 126V125H162ZM2 127V126H1ZM5 127H7V126H5ZM61 127L59 128V129H61ZM155 127V126H154ZM161 127V126H160ZM167 127V126H166ZM13 128V129H14ZM42 128H44V126L42 127ZM56 128H58V127H56ZM162 129H163V127H161ZM160 128V129H161ZM3 129V128H2ZM5 129V128H4ZM3 129V130H4ZM41 129V128H40ZM39 129V130H40ZM157 129H158V127H157ZM157 129L155 128V130L157 131ZM159 129V130H160ZM238 129V128H237ZM8 130H9V127H8ZM44 130H46V129H44ZM136 130H138V129H136ZM135 130V131H136ZM220 130V129H219ZM125 129H124V132L123 133H125ZM149 131V132H150ZM156 131H155V133H156ZM209 131H211V130H209ZM18 132V131H17ZM60 132V133H61ZM121 132H119L118 133V136H119V134H121V135H123V133H121ZM146 132V131H145ZM159 132V131H158ZM246 132V131H245ZM24 133H25V135H24ZM38 134V138H36V135ZM127 133H128V131H127ZM126 133V134H127ZM139 133V132H138ZM147 133V132H146ZM244 132H242V133H239L237 130H236V128H234L233 127V129H227V130H224V131H222L221 132V137H223L224 139V141H225V143H227L226 145H227V148L228 149H231L233 152L234 151H237V152H240L241 151V153L243 154V153H245L246 155L248 154H250V155H252V153H255L256 155H259V153H260V148L258 147L257 148V146L256 147H254L253 145H251V144H253V143H255V137L256 136H253L252 134H243ZM251 133V132H250ZM8 133H6L5 132V134H3V136L4 135H7ZM20 134V133H19ZM50 134H52V133H50ZM109 134H112V135H109ZM150 134V133H149ZM10 135H13V134H10ZM39 135H41V137H39ZM59 135V134H58ZM57 135V136H58ZM107 135H109V136H107ZM220 135H219V137H220ZM0 136H2V133H1V135ZM102 136V138H101V141H99V137H101ZM113 136V137H114ZM133 136V135H132ZM136 136V135H135ZM7 137V136H6ZM85 138V140H83L82 139V142H81V139L80 138ZM113 137H111V138H113ZM1 138V137H0ZM8 138H10V137H8ZM7 138V139H8ZM36 138V139H35ZM258 138V137H257ZM11 139V138H10ZM55 139V140H54ZM67 139V138H66ZM80 139V140H79ZM222 139V138H221ZM0 140H3V138L2 139H0ZM4 140H5V138H4ZM22 140V141H21ZM58 140V139H57ZM106 140H108V139H105L104 141H106ZM112 140V139H111ZM258 140V139H257ZM19 141H21V142H19ZM224 141H222L223 143H224ZM0 142H2V141H0ZM4 142V141H3ZM6 142V144H7V142H10L9 141V139H8V141L6 140L5 141ZM5 142H4V144H5ZM11 142H12V140H11ZM19 142V143H18ZM108 142H110V141H108ZM257 142V141H256ZM123 143H126L125 141L123 142ZM1 144V143H0ZM3 144V143H2ZM60 144V143H59ZM116 144V143H115ZM132 144V143H131ZM168 144V143H167ZM261 144V143H260ZM13 145V144H12ZM110 145V144H109ZM109 145H107V146H109ZM113 145H114V143H113ZM123 145V144H122ZM127 145H128V143H127ZM139 145V144H138ZM217 145H218V143H217ZM225 145V146H226ZM256 145V144H255ZM257 145H258V142H257ZM116 146V145H115ZM118 146V145H117ZM252 146H253V148H252ZM111 147V146H110ZM124 147V145L121 147V148H123ZM224 147V146H223ZM72 148V147H71ZM75 148V149H76ZM112 148H114V147H112ZM118 148H120V147H118ZM117 148V149H118ZM120 148V149H121ZM255 148V149H254ZM79 149H76L77 151L79 150ZM109 149H111V148H108L107 150H109ZM126 149V148H125ZM124 149V150H125ZM129 149V148H128ZM127 149V150H128ZM254 149V150H253ZM4 150V149H3ZM95 150V151H94ZM97 150V151H96ZM101 151V152H99V151ZM122 150V149H121ZM133 150V149H132ZM227 150V149H226ZM1 151V150H0ZM113 151V149H111V152ZM115 151V150H114ZM114 151H113V153H114ZM131 151V150H130ZM129 151V152H130ZM229 151V150H228ZM110 152V153H111ZM120 153H122L123 152V150H122V152L121 151H119ZM126 154H128L127 153V151H124ZM78 153H82V152H78ZM85 153H83V154H85ZM90 153V154H91ZM108 153V152H107ZM113 153H112V155H113ZM115 153H116V151H115ZM114 153V155H116L117 156V159L119 158L118 157V155L117 154H115ZM118 153V152H117ZM124 153V154H125ZM221 153V152H220ZM236 153V152H235ZM234 153V154H235ZM90 154H89V157H90ZM93 154V156H95L96 157V154L94 155ZM119 154V153H118ZM125 154V155H126ZM217 154V153H216ZM232 154V153H231ZM237 154H239V153H237ZM244 154V155H245ZM85 155H87V154H85ZM114 155H113V157H114ZM122 155H123V153H122ZM122 155H119V156H121L122 157ZM129 155V154H128ZM208 155V154H207ZM219 155H221V154H218V156ZM245 155V156H246ZM83 156V155H82ZM88 156V155H87ZM99 156H102L101 154H97V158H93L94 160L93 161H95L96 159L97 160H99L98 158H99ZM116 156L114 157V158H116ZM205 156V155H204ZM204 156H201V157H204ZM216 156V155H215ZM223 156H226V155H223ZM239 156V155H238ZM76 157V156H75ZM85 157V156H84ZM106 157V156H105ZM109 157V156H108ZM112 157V156H111ZM111 157H109V159L111 158ZM209 157H211V156H208L207 157V159H208V161L207 162H209L210 161V158ZM217 157V156H216ZM220 157V156H219ZM222 157V156H221ZM230 157H231V155H230ZM240 157H241V154H240ZM252 157H254V154L251 156V158ZM263 157V156H262ZM86 158V157H85ZM104 158V157H103ZM200 158V157H199ZM231 158H233V157H231ZM243 158V157H242ZM255 158H256V156H255ZM77 159V158H76ZM116 159V160H117ZM191 159V158H190ZM203 159V158H202ZM205 159V158H204ZM219 161H222V162H224V163H227L228 165L230 164V163H232V165H233V162L231 161V159H229V158H224V159H222V158H217ZM234 159V158H233ZM236 159V158H235ZM253 159V158H252ZM260 159V158H259ZM79 160V159H78ZM89 160V159H88ZM96 160V161H97ZM102 160H108V158H104V159H102ZM112 160V159H111ZM115 160V161H116ZM199 160V159H198ZM214 160H215V158H214ZM213 160V161H214ZM218 160H216L218 163H219V161ZM246 160V159H245ZM92 161V160H91ZM92 161V162H93ZM99 161H101V158H100V160ZM188 161H191V160H188ZM206 161H204V163L206 162ZM240 161H243V160H240ZM247 161V160H246ZM74 162H72L73 163V167L75 166V164H74ZM98 162V161H97ZM102 162V161H101ZM101 162H100V164H101ZM108 162V161H107ZM156 162V161H155ZM159 162H161L160 160H159ZM164 162V161H163ZM199 162H200V160H199ZM202 162V161H201ZM222 162H220L221 164H222ZM236 162V161H235ZM244 162V161H243ZM64 163H66V162H64ZM78 163V162H77ZM194 163V162H193ZM238 163V162H237ZM240 163H242V162H239L238 164H236L235 165V163H234V169H235V171L236 170H241L242 171V175H245V176H249L250 175V177H251V175H252V173H253V167L255 166H252V164H248L247 162V164L245 163V164H240ZM252 163V162H251ZM96 164H98V163H96ZM103 164V163H102ZM200 164V163H199ZM210 164V163H209ZM218 165L215 161L213 162V164L212 165ZM258 164V163H257ZM72 164L70 163V166H71ZM82 165V164H81ZM220 165V164H219ZM223 165V164H222ZM231 165V164H230ZM229 165V166H230ZM65 166H67V163H66V165ZM78 166V165H77ZM80 166V165H79ZM78 166V167H79ZM83 166H85V165H83ZM72 167V166H71ZM80 167H82V166H80ZM87 167V166H86ZM96 167V166H95ZM98 167V166H97ZM100 167V166H99ZM98 167V168H99ZM129 167V166H128ZM158 167V166H157ZM231 167V166H230ZM60 168H61V170H60ZM83 168H85V167H83ZM82 168V169H83ZM232 168L233 167H231L230 169L232 170ZM256 168V167H255ZM254 168V169H255ZM45 169H47V170H49V171H55L51 176H52V178H51V176L49 175V174H43V172H41L42 170H45ZM229 169V167H228V170H230ZM233 169V170H234ZM89 170V169H88ZM100 170V169H99ZM218 170V169H217ZM227 170V169H226ZM227 170V171H228ZM230 170V171H231ZM232 170V171H233ZM34 171H39L37 174H35V175H33L32 176V173L34 172ZM119 171H121V170H119ZM125 171V170H124ZM127 171V170H126ZM219 171H222V170H219ZM58 172L59 173H62V174H60V176H59V174H58ZM100 172V171H99ZM123 172V171H122ZM225 172V171H224ZM239 172V171H238ZM19 173H24L25 174V179H24V181L23 182H21V181H18L17 179H19V178H17V176H16V174H19ZM241 173V172H240ZM75 174V173H74ZM146 174V173H145ZM224 174H226V173H224ZM231 175L233 174V173H230ZM229 174V175H230ZM238 174V173H237ZM48 175V176H47ZM115 175H116V173H115ZM147 175V174H146ZM222 175V174H221ZM234 175V174H233ZM149 176V175H148ZM155 176V175H154ZM118 177V176H117ZM116 177V179H115V185L117 186V187H119L120 189H122V188H126V187H129V188H131V186H134V185H137V184H139L140 185V182H142V181H147V179H148V177L147 176H145L144 174H142V173H138V172H136V170H133V169H130L129 171H127L126 172V175H123V176H121V177H118L117 178ZM152 177V176H151ZM235 177V176H234ZM24 178V177H23ZM47 178H49V179H47ZM70 178V177H69ZM110 178V177H109ZM108 178V179H109ZM114 178H115V176H114ZM154 178V177H153ZM159 180H161V183H162V185H164L163 183L164 182H166V183H176V184H178V188L182 191L184 188L183 187H186L187 185H188V182L187 181H182V179H180L179 177H175L174 175H160L159 177H157ZM261 178V177H260ZM155 179V178H154ZM20 180H21V177H20ZM151 180H153V179H151ZM184 180V179H183ZM90 181V180H89ZM145 181V183L147 184V183H149V184H151L150 182V180L148 179V181L149 182H146ZM155 181H157V180H155ZM174 181H176V182H174ZM194 181V180H193ZM219 181V180H218ZM235 181V180H234ZM238 181V180H237ZM46 182H48V185L47 186H43V184L45 183L46 184ZM80 182V181H79ZM83 182V181H82ZM153 182H154V180H153ZM152 182V183H153ZM216 182H217V180H216ZM39 184L38 186H35V184ZM78 183V182H77ZM143 184H144V182H142ZM156 183V185H157V183H158V181L157 182H155ZM165 183V186L167 185ZM209 183V182H208ZM214 183V182H213ZM143 184H141V188H140V190H139V188L137 189L136 187V189H137V191H136V189H134V192L136 191V192H138V191H142V190H144V189H142L143 187H144V185ZM145 184V185H146ZM174 184H172L173 186H174ZM192 184V183H191ZM190 184V185H191ZM193 184H195V183H193ZM193 184H192V186H193ZM215 185H216V183H214ZM220 184V183H219ZM216 185V187H210L209 185H211L210 183L208 184V186L210 187H198V188H195V185L193 186L194 188H190L189 186V188H190V190H188L189 188L187 187V188H185L187 191H190L191 192V195L192 194H195L197 197H198V199L199 198H201V199H203L202 197H206V198H204L205 199V201H207L206 199H208L207 198V196L208 195H210V194H207L208 192L209 193H212V191H214L213 193L214 194H218V196L220 197H217V196H212V198H219L220 200L222 199V200H224V202L226 203V199L227 200H229V202H230V200H232V202L233 201H235L236 202V199H237V197H239L240 199H244L245 201H247V203H248V201L250 202V201H253L252 199H256V197H259L260 198V196H262V198L264 197V180L263 179H250V180H248L247 182H245V184H243V185H240V184H232V186L230 187H228V186H223L222 184L221 185ZM65 185H67V184H65ZM76 185H78V184H76ZM82 185H84L83 183L82 184H80V185H78V186H82ZM142 185H143V187H142ZM148 185V184H147ZM151 185H153V184H151ZM156 185H153V186H156ZM161 185V184H160ZM159 185V186H160ZM214 185V186H215ZM69 186H72V185H69ZM165 186H164V188H165ZM168 186V185H167ZM166 186V187H167ZM212 186H213V184H212ZM53 187H55V188H53ZM146 187V186H145ZM144 187V188H145ZM148 187H149V185H148ZM152 187V186H151ZM151 187L150 188H145V189H151ZM158 187V186H157ZM156 187V188H157ZM163 186H161V187H159V188H162ZM176 186H174L173 188H175ZM177 187L175 188V189H177ZM74 188V187H73ZM77 188H80V187H77ZM133 188V187H132ZM155 188V187H154ZM168 188H169V186H168ZM183 188V189H182ZM240 188V189H239ZM80 189H82V188H80ZM80 189H78V190H80ZM94 189V188H93ZM153 189V188H152ZM179 189L177 190V191H179ZM233 189L234 190H236V189H238L237 191H239V192H236V193H239L238 195L239 196H237L236 194H232L234 191H233ZM96 190V189H95ZM104 190V189H103ZM146 191L147 193H150V191H152V190H150V191ZM155 191H152V193L154 192V194L156 193V191H158V189L156 190V189H154ZM160 190V193L159 194H161V189H159ZM164 190V189H163ZM169 190V189H168ZM64 191H66V190H63V192ZM67 191L70 193V194H72V195H74V194H76V193H78V192H76V188H74V189H70V190H68L67 189ZM85 190H83V192H84ZM93 191V190H92ZM91 191V192H92ZM128 191H131V193L133 192V189L131 190H128ZM127 191V192H128ZM165 191V190H164ZM211 191V192H210ZM233 191V192H232ZM126 192V193H127ZM135 192V193H136ZM145 192V191H144ZM167 192V191H166ZM165 192V193H166ZM180 192V191H179ZM178 192V193H179ZM216 192V193H215ZM232 192V193H231ZM61 193V192H60ZM103 193V194H102ZM130 193V192H129ZM128 193V194H129ZM130 193V194H131ZM139 194H140V192H138ZM142 193V192H141ZM152 193H150V195L152 194ZM158 193V192H157ZM157 193H156V195H157ZM164 193V194H165ZM231 193V194H230ZM63 194V193H62ZM66 194H68V193H66ZM79 194V193H78ZM94 194V193H93ZM100 194V193H99ZM110 194V196H108ZM112 194V195H111ZM185 194V193H184ZM186 194H187V192H186ZM189 194V193H188ZM187 194V196H189ZM206 194H207V196H206ZM77 195V194H76ZM132 195H135L134 193H132ZM137 195L138 194H136V197L134 198V199H136V201H138L137 200V198H139V196L137 197ZM142 195V197L143 196H145V194H141ZM150 195L148 196V197H146L147 199H145L144 197L143 198H141L142 200L143 199H145L146 200V202H147V200H148V198L150 199ZM155 195V196H156ZM166 195V194H165ZM174 195V193L172 194V196ZM183 195V194H182ZM191 195L189 196L190 198H191ZM195 195H193L194 197H195ZM200 195H202V196H200ZM235 195H236V197H235ZM63 196V195H62ZM68 196V195H67ZM78 196V195H77ZM80 196V195H79ZM147 196V195H146ZM152 196H153V194H152ZM151 196V197H152ZM159 196V195H158ZM162 196H163V193H162ZM200 196V197H199ZM75 197V196H74ZM134 197V196H133ZM160 197V196H159ZM44 199V197H41V199ZM55 198V197H54ZM59 198H60V196H59ZM77 198V197H76ZM82 198V197H81ZM92 198V197H91ZM115 198V197H114ZM156 198H158V197H156ZM163 198H165V197H163ZM166 198H168V197H166ZM193 198V197H192ZM210 198V197H209ZM53 199V198H52ZM68 199V198H67ZM74 199V198H73ZM133 199V200H134ZM140 199V200H141ZM152 199H154V196L150 199V200H152ZM161 199V198H160ZM197 198L196 199H194L193 198V200H197L198 202H196V204L197 203H199L200 201H203V200H201V199H199L198 200ZM211 199V198H210ZM235 199V200H234ZM240 199H238V201L240 200ZM258 199V198H257ZM256 199V200H257ZM46 200V199H45ZM55 200H56V198H55ZM116 200V198L114 199V201ZM149 200V201H150ZM155 200V199H154ZM192 199H190V201H191ZM193 200L191 201V202H193ZM219 200V201H220ZM221 200V201H222ZM50 201V200H49ZM57 201H59V200H57ZM70 201V200H69ZM68 201V202H69ZM72 201V200H71ZM112 201V202H111ZM148 201V203H150L149 205L151 206L152 205V203L154 202H152V201H150L149 202ZM156 201V200H155ZM163 201V200H162ZM161 200H160V202H162ZM170 201V200H169ZM189 201V202H190ZM205 201H203V202H205ZM143 202V201H142ZM157 202V201H156ZM156 202H155V204H156ZM165 202H167V201H165ZM165 202H162V203H165ZM228 202V203H229ZM234 202V203H235ZM39 203V204H40ZM52 203V202H51ZM54 203H56V202H54ZM66 203V202H65ZM137 203V202H136ZM135 203V204H136ZM139 203V202H138ZM144 203V202H143ZM158 204H156V205H158L159 206V202H157ZM195 202H193V204H194ZM201 203V202H200ZM222 203V202H221ZM251 203V202H250ZM257 203V202H256ZM261 203V202H260ZM259 203V204H260ZM34 204V206H31V205H33ZM50 204V203H49ZM48 204V205H49ZM146 204V203H145ZM191 204V203H190ZM42 205V204H41ZM123 205V206H122ZM162 205V204H161ZM189 205V204H188ZM195 205V204H194ZM215 205V204H214ZM245 205V204H244ZM263 205V204H262ZM32 208H31V207ZM38 206V205H37ZM43 206V205H42ZM41 206V207H42ZM139 206H141V205H139ZM144 207H145V205H143ZM150 206H149V208H150ZM154 206V204L151 206V207H153ZM158 206H154V207H158ZM186 206V205H185ZM192 206V205H191ZM218 206V205H217ZM247 206V205H246ZM264 206V205H263ZM263 206H262V208H263ZM29 207V208H28ZM154 207L152 208V209H150L151 211H150V214L152 213V211H154L153 209H154ZM164 207V206H163ZM187 207H189V206H187ZM187 207L185 208V209H187ZM142 208V207H141ZM158 208H160V209H162L161 207H158ZM165 208V207H164ZM217 208V207H216ZM243 208V207H242ZM253 208V207H252ZM255 208V207H254ZM261 208V209H262ZM41 209V208H40ZM160 209H155V216L157 215V217H158V212H159V210ZM181 209V208H180ZM183 209H184V207H183ZM45 210V209H44ZM147 209H145V211H146ZM149 210V209H148ZM148 210H147V212H148ZM164 210V209H163ZM176 210V209H175ZM233 210V209H232ZM247 210V209H246ZM252 210V209H251ZM144 211V210H143ZM156 211H158L157 213H156ZM161 211V210H160ZM188 211V210H187ZM245 211V210H244ZM254 211H257V210H254ZM147 212H146V214H147ZM162 212V211H161ZM161 212L159 213V214H161ZM164 212L166 213V210H164ZM164 212H162V213H164ZM169 212V211H168ZM174 212V211H173ZM186 212V211H185ZM191 212V211H190ZM196 212V211H195ZM195 212H192V213H195ZM251 212V211H250ZM149 213V212H148ZM188 213V212H187ZM197 213V212H196ZM244 213H246V212H244ZM243 213V214H244ZM249 212L247 211V214H248ZM255 213V212H254ZM253 213V214H254ZM257 213H259V214H261L260 212H258L257 211ZM91 214V215H90ZM107 214V213H106ZM110 214V213H109ZM109 214H107V215H109ZM171 214H172V212H171ZM178 214H179V212H178ZM180 214H182V213H180ZM191 214V213H190ZM247 214H245L243 217L244 218H246L247 217ZM100 215H98V216H100ZM105 215V214H104ZM111 215V214H110ZM148 215V214H147ZM151 215H153V214H151ZM169 215V214H168ZM167 214L165 215H163V214H161V217L162 216H165V218H163V220L164 219H166V217L168 216ZM177 215V214H176ZM183 215H185L184 213H183ZM182 215V217H184ZM193 215V214H192ZM191 215V216H192ZM242 215V214H241ZM20 216H22V215H20ZM97 216V217H98ZM103 216V215H102ZM114 216H116V215H114ZM150 216V215H149ZM180 215H178L177 217H179ZM194 216V215H193ZM238 216H239V214H238ZM256 216V215H255ZM263 216H264V211H263ZM17 216H15V218H16ZM19 217V216H18ZM59 218V217H61V220L62 219H64V218H66L65 219V221H64V223L63 224H61V223H59V221L58 222H55V219L56 218ZM96 217V219H97V221H101V220H98V218ZM112 217L113 216H111V219H112ZM151 217V216H150ZM176 217V216H175ZM175 217H173V218H175ZM176 217V218H177ZM188 217V216H187ZM257 217H258V215H257ZM259 217H261L262 218V215H260ZM14 218V219H15ZM20 218V217H19ZM84 218H87V217H84ZM83 218V219H84ZM93 218V217H92ZM92 218H90V219H92ZM108 218V217H107ZM110 218V217H109ZM108 218V219H109ZM114 218V217H113ZM133 218H135V217H133ZM160 218V217H159ZM172 218V219H173ZM175 218V219H176ZM240 218V217H239ZM248 218V217H247ZM10 219V218H9ZM21 219H23V218H21ZM25 219V218H24ZM90 219H88V220H90ZM93 219H95V217L93 218ZM96 219H95V221H96ZM100 219V218H99ZM103 222H99V223H102V224H100L101 226H103L104 225V221H105V219L106 218H104V216H103ZM154 219V218H153ZM158 218H156V220H157ZM170 219V218H169ZM168 219V217H167V221L169 220ZM175 219H174V221H175ZM184 219H185V217H184ZM189 219V218H188ZM241 219V218H240ZM243 219V218H242ZM260 219V218H259ZM11 220V219H10ZM19 220V219H18ZM26 220V219H25ZM24 220V221H25ZM54 220V222H55V224H52V222L51 221H53ZM59 220H60V218H59ZM60 220V221H61ZM85 220V219H84ZM87 220V219H86ZM85 220V221H86ZM120 220V219H119ZM126 220V221H125ZM155 220V219H154ZM155 220V221H156ZM162 220V219H161ZM160 220V221H161ZM177 220V219H176ZM190 220V219H189ZM249 220L251 221V222H249ZM3 220H1L0 222H2ZM77 221V222H76ZM85 221H82L81 220V222L84 224V222ZM90 221H92V223H93V221L94 220H90ZM90 221H88V222H90ZM96 221V222H97ZM109 220H107L106 222L107 223H109L108 222ZM159 221V220H158ZM173 221V220H172ZM172 221H168L169 222V224H171L172 223ZM241 222L243 221V220H240ZM245 221V220H244ZM255 221H257V220H255ZM262 221V220H261ZM87 222V221H86ZM87 222V223H88ZM96 222H94V223H96ZM6 223L8 224V223H10V222H7L6 221ZM6 223H4L3 222V224L4 225H6ZM98 222H97V224H99ZM158 223V222H157ZM159 223H161V222H159ZM167 223V222H166ZM165 222H164V224H166ZM192 223V222H191ZM225 223V222H224ZM253 223H255V222H252V219H247L246 220V222H242L241 224H242V226H243V229L242 230H239V231H233V232H228V233H225V234H223V235H221V236H218V238H217V235H215L214 236V238L212 239L211 238V244H213L214 242V244L215 245H213V246H211L210 245V242H209V240H210V237L211 236H209V234H206V233H204V234H199V232H198V234H195V231H190V232H187V231H185L184 233H186V234H184L183 233V235L181 236V235H179V236H175L176 238H174L173 240H174V242H176L178 245H180V246H182V248H183V246L184 245H187V243L189 244V242H192V243H194V245H198L197 247H199V249L198 250H200V248H204V246H207V244L209 243V245L211 246L210 248H212V249H206V248H208V247H205V249L203 250V252H202V254H201V252L198 254V253H195V254H198V255H203V256H208V257H206L207 259L208 258H210V256H211V259L213 258V260L215 259H217L218 257H220L221 258V256L223 257V259H224V257L226 256V257H229L230 259H228L227 258V260L229 261V260H231V259H233V257H237L238 255H239V251L241 250V248L242 247H245L247 244H248V242H249V240L250 239H253V241H257V242H261V243H264V225H262V227H259V228H257L256 226H253ZM74 224V225H75ZM80 224V223H79ZM78 224V226H80ZM9 225V224H8ZM86 225V224H85ZM95 225V224H94ZM161 225H163L162 223H161ZM166 225H168V223L166 224ZM172 225V224H171ZM259 225V224H258ZM66 226V227H65ZM76 226H77V224H76ZM101 226H99V227H101ZM106 226V225H105ZM105 226H103L104 228H105ZM108 226V225H107ZM172 226H174V224L172 225ZM176 226V225H175ZM253 226V227H252ZM261 226V225H260ZM102 227V228H103ZM162 227V226H161ZM163 227L164 228H166V226L165 225H163ZM162 227V228H163ZM177 227V226H176ZM30 228V227H29ZM75 228V227H74ZM81 228H82V226H81ZM103 228V229H104ZM119 228H117V231H119L120 229ZM142 228V227H141ZM167 228H168V226H167ZM167 228H166V230H167ZM70 229H71V227H70ZM77 229V228H76ZM76 229H75V231H76ZM80 229V228H79ZM83 229V228H82ZM82 229H80V231L82 230ZM103 229H102V231H103ZM113 230L112 228H108V229H106V230H104L105 232L103 233V234H101V235H99L100 233V231L96 234V238L94 237H92L93 239H91L92 241H94V242H96V244L94 243V247H98V244H99V246H100V244L102 243V245L104 244H106V245H108L109 246V249L110 250H114L115 248L117 249L118 247L116 246V245H118L121 241H123V240H121L120 238H124V236L123 235H121V236H119L118 234V236H119V239L121 240H119L118 239V237H117V235H116V233H118L116 230V233L115 232H111V231H108L107 232V230ZM119 229V230H118ZM143 229V228H142ZM169 229V228H168ZM174 228H172V230H173ZM187 229V228H186ZM185 229V230H186ZM193 229H195V228H193ZM192 229V230H193ZM197 229V228H196ZM85 230V229H84ZM144 230V229H143ZM143 230H140V228H139V232L138 233H140V231H141V233L140 234H142V233H144L145 234V232L143 231ZM174 230H177V229H174ZM199 230V229H198ZM74 231V232H75ZM148 231V230H147ZM165 231V230H164ZM182 231V230H181ZM181 231H179V232H181ZM74 232H72V233H70L71 235L72 234H74L73 236H75V233ZM77 232V231H76ZM111 232V233H110ZM121 232V231H120ZM122 232V233H123ZM176 232V231H175ZM174 232V233H175ZM114 233H115V235H114ZM137 233V234H138ZM124 234V235H125ZM171 234V233H170ZM182 234V233H181ZM70 235V236H71ZM126 235H125V237H126ZM143 235V234H142ZM147 235V234H146ZM177 235V234H176ZM72 236V237H73ZM133 236V235H132ZM138 236V235H137ZM213 236V235H212ZM47 237V238H46ZM178 237V238H177ZM215 237H216V239H215ZM135 238V237H134ZM98 239V240H97ZM127 239V238H126ZM125 239V240H126ZM128 240H129V238H128ZM138 240V239H137ZM215 240V241H214ZM79 241H80V239H79ZM120 241V242H119ZM132 241H135V239L134 240H132ZM131 241V242H132ZM150 241V240H149ZM214 241V242H213ZM81 242V241H80ZM79 242V243H80ZM90 242V241H89ZM87 243V242H86ZM86 243H85V245H86ZM93 243V242H92ZM92 243H91V246H89V245H83L84 247H82V248H84L85 249V251L84 250H82V252L84 251L85 253H87L86 255L87 256H85V253H84V259L82 260V258H81V260L84 262V263H95V262H99L98 260L99 259H101V258H99L100 257V253H98V252H100V251H98V250H96V248H94L93 246H92ZM118 243V244H117ZM128 243V242H127ZM127 243L126 244H124L125 245V247H126V245H127ZM137 243V242H136ZM90 244V243H89ZM156 244V243H155ZM32 245H35V246H37V247H39V250L37 251V252H32V253H30V254H28L27 256H25V257H23V258H20V255H19V253L25 248V247H31ZM95 245H97V246H95ZM105 245V246H106ZM139 245H141V246H143L144 244H139ZM177 245V246H178ZM191 245V244H190ZM57 246H58V244H57ZM56 246V247H57ZM60 246V245H59ZM58 246V247H59ZM145 246H146V243H145ZM155 246V245H154ZM158 246H160V245H158L157 244V249H158ZM66 247V246H65ZM88 248L87 250H86V248ZM151 247H153V246H151ZM186 247V246H185ZM197 247H195V248H197ZM67 248H72V247H67ZM67 248L65 249V250H63V255L66 253H64V251H66L67 250ZM100 248V247H99ZM99 248H97V249H99ZM101 248H103L102 246H101ZM120 248V247H119ZM119 248H118V250H119ZM122 248V247H121ZM131 248V247H130ZM161 248V247H160ZM45 249H48L47 251L45 250ZM55 249V248H54ZM63 249H64V246H63ZM109 249H107V250H109ZM115 249V250H116ZM122 249H124V248H122ZM139 249H140V247H139ZM151 249V248H150ZM155 250V248L153 249H151V251H153V250H155L154 251V253H157V251L158 250ZM181 249V248H180ZM243 249V248H242ZM71 250V249H70ZM102 250V249H101ZM108 251L109 253L111 252L112 253V251ZM113 251L114 253L115 252H119V251ZM134 250V249H133ZM138 250V249H137ZM146 250V249H145ZM161 250V249H160ZM192 250V249H191ZM190 250V251H191ZM194 250V249H193ZM193 250H192V252H193ZM56 251V250H55ZM61 251V250H60ZM59 251V252H60ZM87 251V252H86ZM128 251V250H127ZM135 251V250H134ZM163 251V250H162ZM185 251V250H184ZM54 252V251H53ZM52 252V253H53ZM68 253H70L69 251H67ZM75 252V251H74ZM105 252H106V249H105ZM129 252V251H128ZM128 252H127V254H128ZM161 252V251H160ZM192 252L190 253V255L192 254ZM195 252H197V250L195 249ZM49 253H51L50 251H49ZM55 253V252H54ZM108 253V255L110 256H115V257H117L116 255H119V254H116V255H112V254H109ZM134 253V252H133ZM136 253V252H135ZM159 253V252H158ZM157 253V254H158ZM163 253V252H162ZM165 253V252H164ZM186 253V252H185ZM194 253V252H193ZM71 254V253H70ZM78 254V253H77ZM80 254H83V253H81L80 252ZM103 254V253H102ZM124 254H125V252H124ZM132 254V253H131ZM151 253H148V256H149V258H150V255ZM46 256L45 257H47L49 254L47 253V254H45ZM50 255H52V254H50ZM49 255V256H50ZM66 255H67V253H66ZM130 255V254H129ZM167 255V254H166ZM193 255V254H192ZM191 255V256H192ZM198 255H196V256H198ZM71 256H74V254L73 255H71ZM71 256L69 257V259L71 258ZM82 255L80 256V257H83ZM104 256H107V254L106 253H104ZM109 256H107V257H109ZM131 256V255H130ZM154 256V255H153ZM158 256V255H157ZM159 256H160V254H159ZM195 256V258L194 259H198V257H196ZM203 256H201V258H202V262H204V260L206 259V258H204V260H203ZM107 257H103L102 259L104 260V258L106 259ZM124 257H126V255L124 256ZM232 257V258H231ZM40 258V259H39ZM43 258V257H42ZM66 258V257H65ZM75 258V257H74ZM73 258V259H74ZM79 258V257H78ZM113 258V257H112ZM129 258V257H128ZM154 258V257H153ZM157 258V257H156ZM156 258H154V260L156 261ZM220 258H218V259H220ZM73 259H70V260H73ZM77 259V258H76ZM102 259H101V262H103L102 261ZM107 259H109V258H107ZM111 259V258H110ZM116 259V258H115ZM152 259V258H151ZM206 259V260H207ZM211 259H208V260H211ZM222 259V258H221ZM220 259V260H221ZM223 259H222V261H223ZM226 259V258H225ZM225 259H224V261H225ZM59 260V259H58ZM57 260V261H58ZM68 260V259H67ZM69 260V261H70ZM78 260V259H77ZM77 260H73V261H77ZM80 260V259H79ZM78 260V261H79ZM113 260V259H112ZM119 260H120V258H119ZM124 260V259H123ZM122 260V261H123ZM198 260H200V257H199V259ZM226 260V261H227ZM56 261V262H57ZM116 261V260H115ZM125 261H126V259H125ZM131 262H132V260H130ZM166 261V260H165ZM164 261V262H165ZM167 261H168V259H167ZM165 262L166 264H168L169 262ZM171 261V260H170ZM197 261V260H196ZM217 261V264H218V260H216ZM215 261V262H216ZM224 261H223V263H224ZM225 261V262H226ZM53 262V261H52ZM52 262H50V263H52ZM56 262H53V264H60L61 262V264H63L64 262L66 263V264H68L67 262L68 261H66V259H65V261L63 260V261H59L60 263H56ZM82 262V263H83ZM112 262V261H111ZM121 262V260L119 261V263ZM142 262V261H141ZM153 262V261H152ZM206 262V261H205ZM204 262V263H205ZM214 261H213V263H215ZM221 262V261H220ZM64 263V264H65ZM71 263V262H70ZM73 263V262H72ZM71 263V264H72ZM81 263V262H80ZM104 263H105V260H104ZM109 264H111L110 262H108ZM115 263V262H114ZM117 263V262H116ZM146 262H144V264H145ZM151 263V262H150ZM158 263V262H157ZM161 263V262H160ZM159 263V264H160ZM165 263H162V264H165ZM171 263V262H170ZM45 264H47V262L45 263ZM75 264V263H74ZM103 264V263H102ZM118 264V263H117ZM131 264V263H130ZM138 264H140V263H138ZM141 264H143V263H141ZM147 264H149L148 262H147ZM201 264H203V263H201ZM216 264V263H215ZM220 264H222V262L220 263Z\"/></svg>",
  "mask_w": 264,
  "mask_h": 264
},
{
  "label": "built area",
  "instance_id": "obj_3",
  "mask_svg": "<svg viewBox=\"0 0 264 264\" xmlns=\"http://www.w3.org/2000/svg\"><path fill=\"white\" fill-rule=\"evenodd\" d=\"M131 224H134V221H132Z\"/></svg>",
  "mask_w": 264,
  "mask_h": 264
}]
</instances>
